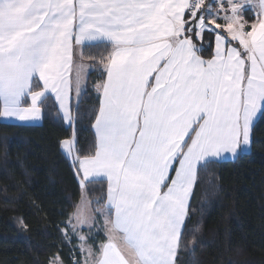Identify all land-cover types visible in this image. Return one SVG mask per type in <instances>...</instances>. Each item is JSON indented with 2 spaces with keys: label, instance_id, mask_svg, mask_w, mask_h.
<instances>
[{
  "label": "crops",
  "instance_id": "1",
  "mask_svg": "<svg viewBox=\"0 0 264 264\" xmlns=\"http://www.w3.org/2000/svg\"><path fill=\"white\" fill-rule=\"evenodd\" d=\"M191 3L0 0L3 122L40 124L39 104L49 95L70 125L75 57L87 62L83 47L89 44L113 46L105 78L95 86L100 103L93 123L94 156L107 161V176L101 177L108 186L107 209L126 217L136 208L140 222L147 219V235L152 230L158 244L168 236L152 227L167 217L150 212L152 199L166 203L163 195L173 188L188 207L198 166L248 152L252 127L264 109V0H224L212 24L205 16L201 22V16L209 5L215 7L213 0L197 13L191 12ZM245 9L251 10L253 22L245 21ZM207 23L215 31L205 28ZM205 31L214 33L208 59L189 36L193 32L200 41ZM85 84L78 88L80 95ZM130 145L135 150L130 180L144 184L147 177L144 194L127 192L118 181L124 177L116 169ZM112 255L103 264H129L117 251Z\"/></svg>",
  "mask_w": 264,
  "mask_h": 264
},
{
  "label": "trees",
  "instance_id": "2",
  "mask_svg": "<svg viewBox=\"0 0 264 264\" xmlns=\"http://www.w3.org/2000/svg\"><path fill=\"white\" fill-rule=\"evenodd\" d=\"M243 17L248 23L255 20L250 9L243 10ZM213 35L205 31L198 41L189 33L205 59L212 55ZM112 49L109 43L83 47V58L92 68L79 99L72 101V124H65L49 95L39 104L40 124L0 120V264H50L54 256L74 264L80 258L77 238L62 232L81 188L60 145L74 134L79 156L95 154L93 123L100 103L95 86L105 78ZM107 190L105 179L86 182L94 212L105 205ZM96 217L89 238L95 250L105 241L101 218ZM175 264H264V109L252 127L248 152L198 166Z\"/></svg>",
  "mask_w": 264,
  "mask_h": 264
},
{
  "label": "rangeland",
  "instance_id": "3",
  "mask_svg": "<svg viewBox=\"0 0 264 264\" xmlns=\"http://www.w3.org/2000/svg\"><path fill=\"white\" fill-rule=\"evenodd\" d=\"M215 7L211 8L209 5L206 8L205 14L201 16V22H203L202 18H204V16L209 24H212V22L218 18L217 11H219V9ZM208 23L204 24L205 28L215 31V29L211 25L209 26ZM91 68L92 67L88 62H84L82 59L75 57L72 80L74 101L79 99L81 90L79 91L78 88H80V84H82V82L83 84L86 83V77ZM82 89L84 90L85 86H83ZM72 122L73 120L71 118L70 124H72ZM60 149L74 166L81 188V195L78 204L73 212H71L69 215L65 223V227L62 229L63 235L68 237L75 236L78 240L77 246L80 258H75L73 263L103 264V258L109 259L111 257L110 259H114L112 254L117 251L119 253V259L122 256L128 261L129 264H175V255L182 231V224L187 212V203L185 200L181 201L180 198L176 199L178 190L172 188L164 193L163 196H166L168 200H166V203H158L157 200L152 199L153 208L150 209V212L157 218H160L163 215L167 217V220H165L164 223H158L157 220V224L153 225L152 227L156 232H159L161 236H168L167 238L160 237L162 241H159L160 244H158V241L151 239V229V235L148 236L150 232L147 233V231H149V228L146 225L147 219H144L143 223L140 222L139 211L136 208L130 212H127L126 217H123L120 214L117 215L116 210H113V208L111 209V207V210H108L109 208L107 209L106 203L104 206L98 207L96 212L92 210L91 203L85 192V185L89 180L100 179L103 176H107L105 173H107L108 170L104 168L106 167L107 161L101 162L97 160V158L94 156L95 154L89 157L79 156L76 150V137L74 134L61 141ZM133 151L135 150L132 145H130L125 148L124 154H122L120 157L119 167L116 169V171L119 172L120 170L122 175L121 178H124L119 179L118 181L121 186L124 184L123 186L128 189L125 191H133L136 195L144 194L146 185H149L147 181L148 178H142V182L144 184H133V180H130L132 179L129 176L131 175V171L128 169L129 165L133 163ZM137 153L138 151L136 154ZM111 171L112 170H110L108 173ZM129 182L133 184L132 187L138 188H128L127 186L129 185ZM184 184L185 186L183 185V187L186 188L185 181ZM181 194L183 193L181 192ZM142 210L144 212V215L142 213V216L146 217L147 214L145 213V204L143 205ZM95 213L101 218L103 232L105 235V241L98 242L97 250L92 247V244L89 241L90 236L93 235V232H95L97 227V217ZM128 217L130 218V221H128ZM113 219L115 220V224ZM135 220H137L136 223ZM139 229L141 231L144 229V231L139 232ZM119 230H123L124 232L122 233ZM113 249L116 250L113 252L111 251ZM50 264L63 263L58 256H54L51 259ZM111 264L114 263L111 262Z\"/></svg>",
  "mask_w": 264,
  "mask_h": 264
},
{
  "label": "built area",
  "instance_id": "4",
  "mask_svg": "<svg viewBox=\"0 0 264 264\" xmlns=\"http://www.w3.org/2000/svg\"><path fill=\"white\" fill-rule=\"evenodd\" d=\"M207 1L208 0H192L191 12L197 13ZM213 2L217 8L223 7L224 0H213Z\"/></svg>",
  "mask_w": 264,
  "mask_h": 264
}]
</instances>
